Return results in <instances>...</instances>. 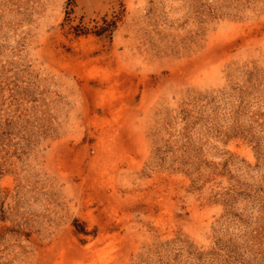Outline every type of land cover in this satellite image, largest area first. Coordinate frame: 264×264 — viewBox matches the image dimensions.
Segmentation results:
<instances>
[{
  "label": "rangeland",
  "instance_id": "1",
  "mask_svg": "<svg viewBox=\"0 0 264 264\" xmlns=\"http://www.w3.org/2000/svg\"><path fill=\"white\" fill-rule=\"evenodd\" d=\"M0 264H264V0H0Z\"/></svg>",
  "mask_w": 264,
  "mask_h": 264
}]
</instances>
